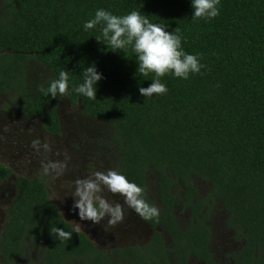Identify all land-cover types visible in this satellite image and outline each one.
<instances>
[{
  "label": "trees",
  "instance_id": "1",
  "mask_svg": "<svg viewBox=\"0 0 264 264\" xmlns=\"http://www.w3.org/2000/svg\"><path fill=\"white\" fill-rule=\"evenodd\" d=\"M101 8L118 16L135 10L168 32L178 29L182 49L204 65L201 72L188 79L167 74L161 77L166 94L142 96L139 88L155 77L137 73L131 46L107 50L95 37L99 26L83 27ZM218 8L215 18L194 20L192 0H0V93H13L22 109L42 114L45 126L57 130L54 97L46 90L60 71H68L65 96L80 99L86 113L112 125L123 152L122 174L141 186L146 173H159L173 239L186 235L188 247L207 254L204 216L196 217L198 228L192 222L183 234L172 211L171 186L182 189L181 181L188 204L201 205L194 184L201 180L207 197L228 210L229 225L244 239L237 264H264V0H219ZM34 61L48 78L31 82ZM93 64L102 74L95 100L74 91L83 69ZM5 172L0 164V178ZM50 227L73 232L71 240L54 239ZM73 229L43 181L21 176L0 239V264H21L29 243L43 250L39 264H113ZM188 252L185 246L180 264H188Z\"/></svg>",
  "mask_w": 264,
  "mask_h": 264
},
{
  "label": "flooded vegetation",
  "instance_id": "2",
  "mask_svg": "<svg viewBox=\"0 0 264 264\" xmlns=\"http://www.w3.org/2000/svg\"><path fill=\"white\" fill-rule=\"evenodd\" d=\"M32 69L36 70L34 71L37 81L48 78L47 69L38 62L32 63ZM14 98L13 93H0V164L6 171L5 176L0 178V239L8 220L9 208L17 196L19 178L23 176L42 180L48 197L56 204L60 214L74 228L79 225V231L85 233L113 264H133L135 260L140 262L146 260L143 264H180L179 255L185 246L189 249L188 264H237L239 253L244 248V239L239 238L235 227L229 225L228 210L221 203H217L216 199L211 201L207 197L206 184L201 180L194 181L198 188V195L201 196V205L188 204L185 185L181 181L179 182L182 189L175 185L171 186V196L174 219L183 234V231L192 226V222L194 228H198L196 217L204 216L203 222L208 228V239L205 243L207 254L205 255L198 254L188 247L190 241L186 235L173 239L169 234L164 217L165 201L162 182L158 172L146 173L141 183L146 200L159 212L157 218L152 220L141 218L125 204L121 195H114L105 189L103 196L110 203H119L122 206L123 222L106 227L108 217L99 224L81 221L77 214L78 210L72 209L74 201L71 195L75 187L74 181L77 178H87L97 171L107 172L109 169L122 174L124 168L122 148L114 138L112 125L106 120L86 113L80 99L75 101L69 96H56L50 107L56 110L58 129L50 130L45 126V117L42 114L27 113ZM32 126L34 132L31 134L28 130ZM26 133L30 135L25 136ZM14 136L20 138L19 143L25 138L32 141L39 139L41 147L39 150L35 148L33 156L25 162L23 150L26 145L19 144L22 154H17L13 149L14 143H10ZM22 137L24 138L21 139ZM59 140L61 144L57 148L56 144ZM44 144H48L47 150L43 148ZM4 147H10L5 158L1 156ZM62 147H67L69 150L70 160L67 170L59 177H55L52 173L46 174L44 164L51 161H63ZM33 157H36V162ZM193 202H196L194 198ZM93 227L97 230L94 231ZM28 245L20 256L21 264H29L30 261L39 264L43 250L37 245L33 247L32 243ZM138 254H140L138 259H132ZM143 257L144 260H140ZM78 263L74 261L72 264Z\"/></svg>",
  "mask_w": 264,
  "mask_h": 264
},
{
  "label": "clouds",
  "instance_id": "3",
  "mask_svg": "<svg viewBox=\"0 0 264 264\" xmlns=\"http://www.w3.org/2000/svg\"><path fill=\"white\" fill-rule=\"evenodd\" d=\"M219 0H192L194 12L192 18L212 19L219 15ZM99 26L100 35L95 36L98 42L107 45V50L121 52L131 46L136 54L138 63L137 73L148 77L154 74V79L148 87H140L139 92L144 97L159 96L167 93L168 89L161 82V77L173 74L175 77L188 79L189 74H197L204 67L197 55L188 54L182 49L181 36L168 32L165 27L150 22L138 11H131L123 16L114 15L105 9L96 10L94 17L84 23V29L91 30ZM102 74L96 70L95 65L83 69V82L75 86L74 91L89 99L95 100L97 82ZM68 71H60L57 79L51 81L46 94L52 97L65 96L69 89ZM43 91V89H41ZM32 146L39 150V139L32 141ZM43 148L48 149V144ZM70 157L64 153L63 161H51L44 164V172L59 177L67 170ZM72 193V209L78 210L81 221H91L99 224L108 217L106 227L115 226L124 220L123 208L119 203H110L104 196L105 189L112 194H119L124 198L125 204L133 209L141 218L152 220L157 218L159 212L145 198V190L134 182H130L120 172L109 169L107 172L97 171L87 178H77L74 181ZM50 234L54 239L69 241L73 232L65 231L61 227H50ZM73 231L79 232V225Z\"/></svg>",
  "mask_w": 264,
  "mask_h": 264
},
{
  "label": "rangeland",
  "instance_id": "4",
  "mask_svg": "<svg viewBox=\"0 0 264 264\" xmlns=\"http://www.w3.org/2000/svg\"><path fill=\"white\" fill-rule=\"evenodd\" d=\"M35 69H32L31 70V73H30V77H31V82H33L34 80H36L37 81V76H36V74H35V71H34ZM38 75V74H37ZM15 99V98H14ZM5 102V101H4ZM3 102V103H4ZM16 107L18 108V106L16 105ZM0 110H1V103H0ZM69 115V114H68ZM30 131V133L32 134L33 132H34V128H33V126L28 130V132ZM30 133H26V135L25 136H29L30 135ZM104 133H106V132H104ZM24 136V137H25ZM24 137H22L21 139H23ZM20 140V138H18L17 136H14V138L12 139V140H10V143H14L13 145H14V150H15V152L17 153V154H20L21 152H20V148H19V144H23V143H25V149L23 150V156H24V161L25 162H27V160H29V158L31 157V156H33V154H34V150H35V148L32 146V140L31 139H29V138H25L24 140H22L20 143L18 142ZM60 141V142H59ZM58 142H57V148L60 146V144H61V140H59ZM67 146H68V144H67ZM10 149V147H4L3 149H2V157L3 158H5V156H6V152L8 151ZM62 149V153H69V150H68V148L67 147H62L61 148ZM22 154V153H21ZM33 160L36 162V157L34 158L33 157ZM25 174H27L26 172H24ZM64 179V178H63ZM65 180L67 181V179L65 178ZM64 180V181H65ZM93 230L94 231H96L97 230V228H94L93 227ZM33 247H34V245H33Z\"/></svg>",
  "mask_w": 264,
  "mask_h": 264
},
{
  "label": "water",
  "instance_id": "5",
  "mask_svg": "<svg viewBox=\"0 0 264 264\" xmlns=\"http://www.w3.org/2000/svg\"><path fill=\"white\" fill-rule=\"evenodd\" d=\"M53 103H54V99H53V101H52Z\"/></svg>",
  "mask_w": 264,
  "mask_h": 264
}]
</instances>
